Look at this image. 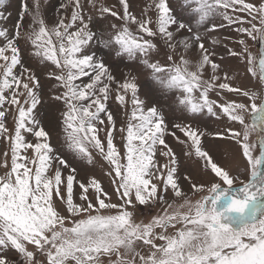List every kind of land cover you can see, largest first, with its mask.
<instances>
[{
  "label": "snow or ice",
  "instance_id": "obj_1",
  "mask_svg": "<svg viewBox=\"0 0 264 264\" xmlns=\"http://www.w3.org/2000/svg\"><path fill=\"white\" fill-rule=\"evenodd\" d=\"M5 4L0 0V141L8 144L0 153V264H264V0H183L179 10L171 0H152L139 15L132 0H118L119 10L87 0L96 19L121 22L110 23L107 39L82 0H61L51 25L41 0H21L11 30L3 26L11 16ZM225 26L236 32L224 38L236 47H223L243 71L223 66L224 56L207 46L220 43L209 37ZM96 38L117 57L138 58L166 94L178 93L176 107L191 119L170 124L155 100L141 98L136 76L118 80L92 49ZM156 38L168 49L164 64L151 58ZM21 39L37 68L26 65ZM49 63L54 70L38 71ZM41 76L55 81L47 99L62 104L47 125ZM243 78L249 83H237ZM110 99L126 123L118 124ZM203 116L228 123L208 133L196 123ZM58 128L65 154L51 142ZM209 136L234 145L239 159L207 145ZM181 157L210 178L181 174ZM77 163L106 170L119 202L95 175L80 179ZM138 206L163 211L138 221Z\"/></svg>",
  "mask_w": 264,
  "mask_h": 264
},
{
  "label": "rangeland",
  "instance_id": "obj_2",
  "mask_svg": "<svg viewBox=\"0 0 264 264\" xmlns=\"http://www.w3.org/2000/svg\"><path fill=\"white\" fill-rule=\"evenodd\" d=\"M32 0H29V3L31 4ZM61 0H49V3L45 6L43 5V0H41V4L43 6V10L46 14V19L49 25H51L55 19V6L60 3ZM82 2L85 4V10L88 11L91 15H93L94 18V23H93V28L96 31L103 32L104 38H108V33L112 32L113 30L109 27L110 23H115L117 25H120L121 22L118 20H115L114 18H111L110 16L107 19L104 20H98L96 19V11L92 9L91 7L88 6L87 0H82ZM97 4L99 3H104L106 6H116V9L119 10L120 6L118 4V0H96ZM183 0H171V4L173 8H176L179 10L180 5L182 4ZM253 2H258V0H253ZM152 0H132V5H133V12L139 15L141 11L145 8V6L151 5ZM20 6H21V0H6V4L3 7V10L5 13H11V16L8 17V20L6 23H4L3 26L7 27L9 30L13 28V25L15 24L16 20L18 19V13L20 11ZM155 19V13H150ZM2 23V22H0ZM31 23L30 19L26 18L24 20V25L25 28H27V25ZM216 24H221L222 21L217 18L215 21ZM203 32V29H201ZM237 36L236 32L229 27L225 26L223 28H219L216 31L211 33V36L209 39H219L220 43L217 45H211L208 44L207 46L214 48L215 51L224 56V59L222 61H219L223 66L229 67L231 66L233 69H238V62L235 58H231L227 56V53L223 47V45L227 44L229 47H236V45L232 44L230 40L224 39L225 37H233L235 38ZM155 43L158 45V50L152 54V60H158L162 64L166 63V55L168 53V49L164 47L163 42L159 39L156 38ZM251 43V42H250ZM20 47L23 49L24 52V60L27 66L31 68H37L38 63L37 60L34 59L30 55V44L28 41L21 39L20 40ZM92 49L95 50L96 54L98 56H102L104 58L105 63L112 69L114 75L116 78L120 81H123L125 78V72H131L132 75L137 77L136 82L140 86V96L141 98L147 97L149 101L151 102L152 100H155L157 105L162 107L164 109L165 115L169 121V123H176L180 122L184 119H191V117H186L184 113L176 107V97L178 93L176 92H171L166 94L164 89H162L161 86L156 84L152 80V74L150 70L146 69L140 62L139 59L137 58L136 60L130 61L127 56H121L117 57L115 55V48L112 49H106L102 46V44L99 41V38H96L93 43H92ZM255 50V48L253 49ZM189 55L192 57L193 60L196 59V52L195 50H191L189 52ZM48 70H54L53 65H49L44 68H39V72H46ZM240 71H243V69H238ZM207 76V73H206ZM84 82H87V77L83 78ZM41 83L44 88V97L47 100V103H45L39 111L44 115V122L47 125L50 120H53L54 117H56L58 113V109L62 108L61 103H57L51 100H48L49 96V89L53 87L55 84L54 80L51 79H46L44 76H41ZM237 83L240 84H248L249 80L247 78H243ZM225 97L229 100L233 99L234 97L231 94L224 93ZM130 96L131 94L129 93L128 99L129 103L127 105V110L128 114H130L132 105L130 103ZM211 98L216 99L215 93L211 94ZM151 106V103L148 105ZM108 107L110 110H112L114 113H116L117 121L118 124L120 123H126L127 117L122 115L121 109L118 106L117 102L114 99H110L108 102ZM54 122V121H53ZM196 123L206 132L208 133H213L216 131H221L224 129L228 121L224 119H215L209 116H203L200 117ZM7 127L11 129L13 127V120L12 117L9 116L7 120ZM178 135L183 138V135L179 132H177ZM103 136V133L100 134ZM28 139L31 141L33 137L29 136ZM167 142L169 143L170 146L174 147L177 153L179 154L181 151L180 146L176 142L175 138L169 135L167 138ZM52 144L55 146L56 150L60 154H65L64 149L62 147L63 145V140L61 138L60 134V129L58 128L55 133H53L52 137ZM115 143L121 147V151H123V141L120 139V134L117 133L116 135V140ZM205 143L209 146H214L216 144H220L222 148H229V150L233 153H237V159H239L238 152L239 150L235 148L234 145H228L226 142L218 140V139H213L211 136H209L208 139L205 140ZM162 147V146H161ZM8 149V144L7 142L0 141V153L4 152L5 150ZM29 155H32L31 150H29ZM3 157L0 156V160H2ZM68 159L71 161L72 157L71 155H68ZM157 160L161 164L165 163V159L163 157H160L159 155L156 157ZM182 164L180 168L181 174L183 173H188L192 175L193 177L197 179H209L210 177L203 173L201 171L200 164L197 163L195 160H188L184 161L183 157H181ZM9 164H10V152H9ZM75 166L78 167L79 169V178L84 179L87 176L95 175L97 178H99L102 182V185L104 189L110 193L112 202L118 203V198L116 193L114 192L113 184L111 183V178L106 174L105 171H101L99 167L92 169V168H84L81 166L79 163H77ZM4 171L3 168H0V174H2ZM67 174V173H65ZM186 187V185H185ZM74 192L78 194L80 192V189L78 186H74ZM91 194V192H90ZM171 194L169 193V196ZM197 197H193V199H196ZM58 207L63 210V206L58 202ZM163 208L161 206H157L151 210L145 209L143 206H138V215H137V220H145L147 221L150 219V216L153 214L157 213H162ZM139 213H143V215H140ZM66 214V213H65ZM15 258V257H13Z\"/></svg>",
  "mask_w": 264,
  "mask_h": 264
}]
</instances>
